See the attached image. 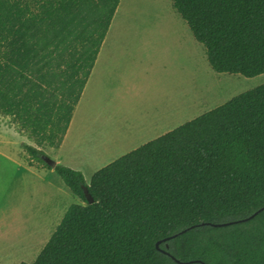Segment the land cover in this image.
<instances>
[{
	"label": "trees",
	"instance_id": "16d2710c",
	"mask_svg": "<svg viewBox=\"0 0 264 264\" xmlns=\"http://www.w3.org/2000/svg\"><path fill=\"white\" fill-rule=\"evenodd\" d=\"M119 1L0 0V113L35 142L23 144L28 164L53 168L83 201L69 205L33 262L19 264H264V208L211 224L264 206V82L89 182L47 161L43 148L62 143ZM171 4L215 71L264 72V0Z\"/></svg>",
	"mask_w": 264,
	"mask_h": 264
},
{
	"label": "rangeland",
	"instance_id": "374dc122",
	"mask_svg": "<svg viewBox=\"0 0 264 264\" xmlns=\"http://www.w3.org/2000/svg\"><path fill=\"white\" fill-rule=\"evenodd\" d=\"M119 7H125L127 15L123 24L124 29L120 33L128 34H120L118 43L114 45L141 49V51H135L134 60L129 61L124 75V88L134 99L132 105L137 106L138 102L135 100L140 98L141 101L150 103L159 96L163 89L170 90L180 87L184 96L181 118L183 121H187L222 104L232 96L264 82V72L248 77L239 73L215 71L207 60L204 46L194 38L185 20L172 7L171 0H120L117 9ZM107 56L106 66L109 69H114V54ZM141 71L143 77H141ZM154 71L160 75L161 73H166L169 76L176 74L177 81L180 76V86L178 83L176 85L169 84L171 79L168 76L165 79L161 76L157 78L152 76L151 73ZM145 73H148L150 78ZM103 79L101 78V80ZM105 80L107 85L114 86V70L112 76L108 74ZM195 94L199 96L196 105L193 104ZM110 103L109 106L114 108V103ZM9 121L13 122L18 129L17 124L11 118ZM99 125L107 127V124L102 121L99 122ZM20 132L33 141L27 132ZM75 148L65 145L58 149V147L46 145L43 149L51 159L59 158L63 164L80 170L87 182L91 180L95 170L129 151L122 146H114L113 149L106 150L101 159L91 160ZM22 154L26 161L23 146ZM14 168V163H3L0 158L1 193H3L2 187L5 183L8 185V191L9 188L15 187L13 191L20 197L16 196L12 201L8 200L5 211L9 214V218L3 224L0 222V237H5L6 240L4 247L0 246V249L4 250H0L4 254L1 264L32 262L55 230L69 205L83 202L70 192L63 180L54 172V176H48L46 185L50 186L48 183H52L53 180L56 183L59 180L63 183V188L58 189L57 183V187H49L52 188V193L47 188L52 200L45 205L43 210H48L44 211L42 217H39L36 227H33L31 231L24 215L21 223L16 217L19 211L26 212L29 210L31 202H33L32 205L36 202L34 198L28 197L29 191L26 187L30 185L31 181L24 185V188H20L18 184L13 186V183H10V178ZM41 175L39 179L35 177L32 181L37 179V182L42 183L43 176Z\"/></svg>",
	"mask_w": 264,
	"mask_h": 264
},
{
	"label": "crops",
	"instance_id": "0c3cea01",
	"mask_svg": "<svg viewBox=\"0 0 264 264\" xmlns=\"http://www.w3.org/2000/svg\"><path fill=\"white\" fill-rule=\"evenodd\" d=\"M126 17L125 7H119L113 15L90 75L74 109L68 129L58 149L68 145L72 148L76 147L79 149L78 151H81L91 160L101 159V157H104L105 151L113 149L114 146H122L130 151L186 122L181 118L184 96L180 87L170 90L163 89L159 96L155 97L150 103L141 101L140 98L135 100L138 102L137 106L132 105L134 99L129 96V93L124 88V75L127 71V64L129 61L134 60L135 51H141V49L137 47L124 48L114 45L118 43V36L120 34H128L120 33L124 29L123 24ZM108 54H114V69H109L105 64ZM113 70L114 86L107 85L104 79L108 77V74L112 76ZM141 74V77H143L142 71ZM145 74L149 77L148 73ZM151 75L156 78L161 76L164 79L168 76L171 79L169 84L176 85L178 83L179 86L181 84V77L178 76L177 81L176 74L169 76L166 73H161L160 75L154 71ZM101 78L104 79L101 80ZM193 97V104L196 105L199 96L195 94ZM109 103H114V108H111ZM9 120L10 116L0 113V158H2L3 163L15 164V170L10 178V183H13V186L18 184L20 188H24V185H27L31 181L30 185L26 187L29 191L28 197L34 198L36 202L34 205L31 202L29 210L26 212H23V210L19 211L16 217L19 223H21L23 222L24 215L29 223V229L32 231V228L36 227L35 225H37L39 217H42L44 211L48 210H43L45 205L49 204L52 200V196L47 188L52 193V188L50 189L49 187H57V183L58 189L63 188L64 181L62 183L58 180L55 183L53 180L52 183H48L50 186L46 185L48 176H54L53 173L56 171L53 168H38L25 161L22 154V146L25 142L30 144H34V142L30 141ZM100 121L107 124V127H100ZM113 160L108 161L106 164ZM55 161L62 163L59 158ZM40 174L44 177V179L42 177V183L39 181L38 183L37 179L33 182V178L37 177L39 179ZM10 180L8 179V183ZM65 186L68 188L66 184ZM7 187L8 185L4 183L2 187L3 193L0 190L1 224L7 222L9 218V214L5 211L8 200L12 201L18 196L13 191L15 187L9 188V191ZM19 193L22 194L21 192ZM5 244V237H0V246ZM2 251H0V264L4 259Z\"/></svg>",
	"mask_w": 264,
	"mask_h": 264
},
{
	"label": "water",
	"instance_id": "95a60500",
	"mask_svg": "<svg viewBox=\"0 0 264 264\" xmlns=\"http://www.w3.org/2000/svg\"><path fill=\"white\" fill-rule=\"evenodd\" d=\"M47 161H48L51 165H54V164H55V160H53V159H47ZM87 197H88L89 201H92V198L90 197V195H89L88 193H87ZM262 208H264V206L261 207V208H259V209H257L254 213H252L250 216L245 217V218H241V219L234 220V221L221 222V223H211V224L217 226V225H225V224H229V223H233V222H237V221H244V220H246V219L252 217L254 214H256L258 211H260ZM190 227H191V226H190ZM190 227H187V228H190ZM185 230H186V229H182V230H180V231H178V232H176V233H173V234H171V235H169V236H167V237H164L163 239H161L160 241L157 242V245L159 244V242H161V241H165V240H167V239H169V238H172L173 236H175V235H177L178 233H181V232H183V231H185ZM166 246H168V244H166ZM161 250H162L163 252H167V251H166L165 249H163V248H161ZM172 257H173L176 261L181 262L179 259L175 258L174 256H172ZM197 261L204 263L202 260H199V259H198ZM204 264H205V263H204Z\"/></svg>",
	"mask_w": 264,
	"mask_h": 264
}]
</instances>
